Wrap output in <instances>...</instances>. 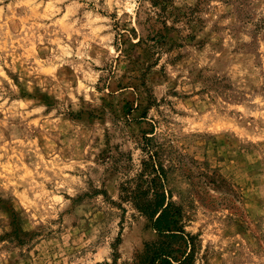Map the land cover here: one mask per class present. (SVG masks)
I'll return each mask as SVG.
<instances>
[{
  "label": "rangeland",
  "instance_id": "374dc122",
  "mask_svg": "<svg viewBox=\"0 0 264 264\" xmlns=\"http://www.w3.org/2000/svg\"><path fill=\"white\" fill-rule=\"evenodd\" d=\"M147 143L193 264H264V0H0V264H132Z\"/></svg>",
  "mask_w": 264,
  "mask_h": 264
},
{
  "label": "trees",
  "instance_id": "16d2710c",
  "mask_svg": "<svg viewBox=\"0 0 264 264\" xmlns=\"http://www.w3.org/2000/svg\"><path fill=\"white\" fill-rule=\"evenodd\" d=\"M143 139L152 141L148 136ZM141 150L145 158L132 181L134 187H127L123 198L150 220L158 237L145 245L132 264H193L195 237L184 229L182 208L169 194L167 170L150 144Z\"/></svg>",
  "mask_w": 264,
  "mask_h": 264
}]
</instances>
